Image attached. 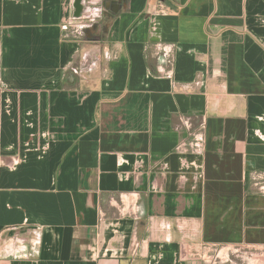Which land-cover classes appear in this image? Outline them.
I'll return each instance as SVG.
<instances>
[{"label":"crops","instance_id":"1","mask_svg":"<svg viewBox=\"0 0 264 264\" xmlns=\"http://www.w3.org/2000/svg\"><path fill=\"white\" fill-rule=\"evenodd\" d=\"M0 264H264V0H0Z\"/></svg>","mask_w":264,"mask_h":264},{"label":"built area","instance_id":"2","mask_svg":"<svg viewBox=\"0 0 264 264\" xmlns=\"http://www.w3.org/2000/svg\"><path fill=\"white\" fill-rule=\"evenodd\" d=\"M73 20H77V18H73ZM72 26H73V24H67V25H65V26H62V30L63 31H68V32H70L71 34H73V33H75L76 32V30H72L71 28H72ZM88 25H85V24H81V26H80V28H85V27H87ZM72 72L74 73V74H79V69L78 68H74V69H72Z\"/></svg>","mask_w":264,"mask_h":264},{"label":"water","instance_id":"3","mask_svg":"<svg viewBox=\"0 0 264 264\" xmlns=\"http://www.w3.org/2000/svg\"><path fill=\"white\" fill-rule=\"evenodd\" d=\"M74 7H75V16L76 17H79L80 16V12H81V7L78 5V3H75L74 4Z\"/></svg>","mask_w":264,"mask_h":264}]
</instances>
